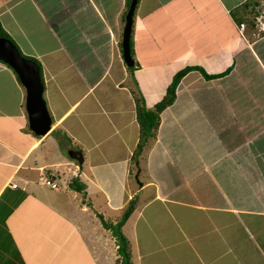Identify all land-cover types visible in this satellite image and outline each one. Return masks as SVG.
I'll use <instances>...</instances> for the list:
<instances>
[{
    "label": "crops",
    "instance_id": "1",
    "mask_svg": "<svg viewBox=\"0 0 264 264\" xmlns=\"http://www.w3.org/2000/svg\"><path fill=\"white\" fill-rule=\"evenodd\" d=\"M259 1L136 0L129 69L124 0H0V25L40 64L51 118L46 133L29 129L24 88L0 61V264H114L97 213L114 222L131 198L121 230L132 264H264ZM162 42L186 49L172 58ZM185 64L227 72L186 71L132 159L134 94L150 108ZM45 171L58 189L37 180Z\"/></svg>",
    "mask_w": 264,
    "mask_h": 264
},
{
    "label": "trees",
    "instance_id": "2",
    "mask_svg": "<svg viewBox=\"0 0 264 264\" xmlns=\"http://www.w3.org/2000/svg\"><path fill=\"white\" fill-rule=\"evenodd\" d=\"M128 3H129V0H124V6L125 7L128 6ZM125 10H126V8L121 13L122 21H123V16H124ZM0 36H4L6 38L11 39L10 36L2 28L1 25H0ZM129 47H130L129 48L130 54H132L130 39H129ZM17 49H18V47H17ZM18 51L20 52V54L22 56L34 60L39 67V73H40V64L37 61V59H35L32 56L25 55V54L21 53V51L19 49H18ZM3 63H5V62H3ZM7 66L9 67V65H7ZM127 68L133 69L134 65L127 66ZM190 69H197L205 78L219 76V75L227 72V69H224L223 71H220V72L208 73L199 65L185 64L182 67H180L179 69H177L172 74L171 79L169 80L168 84L165 87L163 95L150 108H147L144 106L143 98L141 95H139L137 93L134 94V109H135L136 121L138 123V137H137V141H136L135 146H134L133 151H132V159L136 158V156L140 153L143 145L146 143L148 138L154 134L155 129H156L158 122H159V113H160L161 109L172 102V100L174 99L175 87H176L177 82L179 81L181 76L186 71H188ZM14 74H15V72H14ZM15 77L18 80L16 74H15ZM18 82H19V80H18ZM65 139L69 141V138L66 136H65ZM68 155L70 156V158H72L77 163H80L82 160L81 149L77 145H74L72 148H69ZM44 174L49 177L48 172L45 171ZM57 183L59 185L58 187H60V183L58 181H57ZM68 185L70 187L78 190V191L83 188V184L80 181H77L76 178H72L69 181ZM133 204H134L133 198H131L128 201L126 207L123 209L122 213L119 215V217L114 222H112L111 220L102 218V216L99 213H97V216L99 217L101 224L104 227L110 229L111 234L115 238L116 257L114 259V264H132L129 241H128L127 237L123 234V232L121 230V225L124 222V220L126 219V217L128 216V214L130 213V211L133 207Z\"/></svg>",
    "mask_w": 264,
    "mask_h": 264
},
{
    "label": "water",
    "instance_id": "3",
    "mask_svg": "<svg viewBox=\"0 0 264 264\" xmlns=\"http://www.w3.org/2000/svg\"><path fill=\"white\" fill-rule=\"evenodd\" d=\"M135 4L136 0H129L121 29V55L127 66L133 65L129 39ZM0 61L13 69L24 88V109L29 129L38 135L46 133L50 128L51 118L42 96L43 86L38 65L34 60L22 56L14 42L4 36H0Z\"/></svg>",
    "mask_w": 264,
    "mask_h": 264
},
{
    "label": "rangeland",
    "instance_id": "4",
    "mask_svg": "<svg viewBox=\"0 0 264 264\" xmlns=\"http://www.w3.org/2000/svg\"><path fill=\"white\" fill-rule=\"evenodd\" d=\"M261 2H264L263 0H261V1H259V2H257V3H261ZM258 4V5H259ZM125 8H127V7H125L124 6V8L123 9H125ZM257 13L258 12H256L255 13V11L253 12V15H252V18H253V24H254V26H256V29H254V30H252L253 32H255V30H256V32H260V31H263L264 30V25H262V24H259V25H257V19H260L261 21H262V19H263V17H256L255 18V16H257ZM255 15V16H254ZM258 34V33H257ZM170 46H174L175 48H177V49H175V50H173L172 49V47H170ZM168 49H169V56L170 57H177V58H179V57H182V52H184L185 51V49H186V47H182L181 46V44H177V45H175V44H170V45H166L165 44V42H162L161 43V51H162V54H166V55H168ZM178 49L180 50V55H178L179 53H178ZM183 62H187V61H183ZM182 62V63H183ZM42 135V134H41ZM42 173H44V172H41V173H39V175H38V179L37 180H39L41 183H43L44 181H43V179H40V175L42 174ZM51 180H53V178L51 179ZM43 184H45V183H43ZM45 185H48V184H45ZM49 186V185H48ZM51 188H54V189H58L59 187L58 186H56V187H51Z\"/></svg>",
    "mask_w": 264,
    "mask_h": 264
},
{
    "label": "built area",
    "instance_id": "5",
    "mask_svg": "<svg viewBox=\"0 0 264 264\" xmlns=\"http://www.w3.org/2000/svg\"><path fill=\"white\" fill-rule=\"evenodd\" d=\"M257 16L256 17H263L262 21L260 19H257V25L262 24L264 25V2H261L259 5L255 7ZM40 179H43V183L48 184L50 187H56L59 186L57 181L55 179L51 180L50 177L46 176L44 173L40 175Z\"/></svg>",
    "mask_w": 264,
    "mask_h": 264
}]
</instances>
